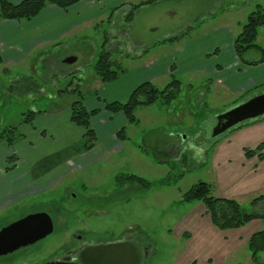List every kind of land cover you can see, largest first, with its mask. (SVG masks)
Here are the masks:
<instances>
[{"label":"rangeland","instance_id":"374dc122","mask_svg":"<svg viewBox=\"0 0 264 264\" xmlns=\"http://www.w3.org/2000/svg\"><path fill=\"white\" fill-rule=\"evenodd\" d=\"M258 5L264 10V0H160L136 11L130 23L123 16L124 8H116L112 18L85 26L79 33L83 38L81 41L76 36L62 44L46 46L43 52L37 49L17 65L0 62V131L16 127L18 133H26L34 147L20 145L19 148L31 161L45 155L44 164H35V175L42 177L41 181L52 179L53 183L0 210V230L37 212L49 213L55 223L53 234L34 246L0 259V264H33L78 248L81 241H85V245L125 242L129 246L126 249L132 250L129 258L135 264H189L194 260L200 264L233 263L234 257L223 258L227 250L225 242L205 236L188 239L189 233L185 231L189 227L188 220L208 214L205 209L202 211L201 202L183 201V194L200 181L208 182L215 196L235 192L244 209L264 215V199L255 205L252 203L264 194V165L254 166L260 160L254 163L251 159L256 156L248 158L244 153L261 144H254L256 140L250 135L259 133L260 127H253L251 131L247 125L214 140L200 139L209 119L264 93V85L246 93L220 91L210 88L212 80L203 72H181L177 76L182 82L179 97L170 106L161 102L139 106L135 112L139 122H127L124 126L128 138L118 139L119 145L106 152L111 129L117 126L116 129H121L120 119L126 117L122 112L113 113L104 108L105 103L116 98L112 92L101 88L94 66L106 39L105 32L108 34L106 48L112 60L133 74L158 55L166 56L171 48L197 33L196 28L205 22L207 25L226 24L236 37ZM189 29L193 31L181 41H165L183 35ZM116 42L119 44L114 45ZM257 43L264 48V26L259 28ZM147 48L149 51L144 53ZM71 56L78 60L66 62ZM261 57L262 52L258 49H251L244 55L247 61H258ZM44 63L56 65L57 72H51L50 78L60 76L55 86L65 90L61 97L54 92L49 80L45 81ZM61 74H69L68 80ZM80 77L85 84L83 104L89 111L97 109L90 119V126L96 132V144L93 149L83 152L82 163L74 155L69 159L75 146L69 142L81 138L75 143L82 145L86 140L81 136L85 129L69 121L71 104L78 95L67 91L72 80ZM31 78L44 89L34 88ZM170 81L171 75L161 77L153 84L162 89ZM106 86L110 88L108 83ZM202 93L207 96L200 100ZM129 96H122L119 101L126 102ZM64 109L62 114L52 116ZM37 110L40 112H36L35 120L29 126L32 129H29L25 119ZM109 116L113 119L102 126L103 131L100 122ZM42 136L46 141H39ZM240 144L246 145L245 148ZM60 151L69 157L68 174H61L59 178L52 174L44 179L43 169L53 164V161L51 164L46 162V158L49 155L47 160H53ZM170 172L173 180L178 179V182L161 187L158 182ZM128 174L154 184L145 188L138 183H122L120 179ZM260 221L264 229V219ZM78 234L82 239L77 237ZM248 242H244L245 253L242 249L237 255L244 262L247 261ZM79 255H75L77 259H80Z\"/></svg>","mask_w":264,"mask_h":264},{"label":"crops","instance_id":"0c3cea01","mask_svg":"<svg viewBox=\"0 0 264 264\" xmlns=\"http://www.w3.org/2000/svg\"><path fill=\"white\" fill-rule=\"evenodd\" d=\"M21 1L22 0H13V3L17 4ZM143 1L144 0H81L66 10L54 4H48L31 20L18 21L2 19L0 20V53L3 63L5 65L20 64L35 50L38 49L43 52L46 50V46H54L61 42L68 41L71 38H75L76 36L80 39L79 41H81L83 38H80L82 36L79 35V33L85 26H90L94 22L99 23L103 20L112 18L114 15V13L112 15V11L116 8H124L123 16H125L132 4H138ZM159 1L160 0H157L150 5L157 4ZM141 9H143V6L138 8L137 11H141ZM225 25H207L205 22L196 28L195 31L197 33L185 39L177 47L171 48L170 50L172 51L166 56L159 57L160 55H158V59L156 58L155 60L149 61L147 65L142 66L140 70L136 69L133 74H130V72L126 70L123 71L117 80L109 82L110 84L108 83L110 88H107V83H103L100 79L101 83L99 85H102V89L109 90L110 93L112 92L113 96L116 98L115 101H119L122 96L131 94L144 82L150 81L153 83L161 77H169V75H171L170 68L173 64L176 65V71L174 72L176 77L179 76L181 72L188 73L200 71L212 80L210 88L215 87L220 91L246 93L247 90L264 84V61L256 65L243 63L234 49L236 37L232 30ZM131 29L132 26L129 30ZM126 31H124L125 34H127ZM129 38H131L130 33ZM131 39L129 42H131ZM118 44V42L114 43V45ZM45 64L46 63H44L43 70L48 73L46 76H43L44 79L46 78L45 80H49L51 85H56L57 80H60V76L57 78H50L51 72L56 71L54 68L56 65L53 64L46 68ZM61 75V77L65 78L68 74ZM177 78L179 79V77ZM205 96H207L206 93L200 94V100L205 98ZM63 111H65V109L55 112L52 116L62 114ZM69 112H71V110ZM112 119L113 116H109L104 122H100V129L105 131L102 126ZM69 121L73 123L71 121V113L69 114ZM126 124L127 119L121 117L119 128L124 127ZM25 125L27 128L32 129L29 127V124ZM253 127H260L261 129L259 133L254 134L255 136L253 132L250 133L251 139L256 140L254 144L264 142V119L255 121L247 126V128H251V131ZM109 128L110 126H108V129ZM116 128H118V126L113 127L110 131V146L106 149V152L113 151V148L120 143L116 136L120 129ZM34 131L32 130L33 133ZM40 134L43 135L44 133L42 132ZM22 135L23 136L16 141L14 149L11 148L6 141L0 142V180L3 182V185L0 186V210L12 206L24 197L35 193L36 190H42V188L46 187L49 183L51 186L53 184L51 182L52 179L41 181L42 177L38 178L37 175H35V164L37 162H40V165L44 164L43 159L45 155L41 158L36 157V159L32 161L30 157L24 155L19 146L22 145L25 147L30 145V149H33L34 144L29 140L26 133ZM81 136H84L83 133ZM50 139L53 138L51 137ZM80 139L81 138L69 142L71 145L75 144L72 148L70 158L67 157V153L62 154V150L58 153L55 152L57 155L54 156L53 160L48 161L47 159L50 158L48 155L45 161L50 164L53 161V164L43 169L42 176L44 179L52 174H54L56 178H59L58 176L61 174H68V166L70 165L68 158L72 159L73 155L76 156L77 161L79 159L81 163L83 162L84 151L79 152L77 148L81 145L75 143ZM39 141H46V137L42 136ZM243 145L244 144H240V147L244 149L246 145ZM12 154H18V159L9 166L8 158ZM251 160H253L254 163L258 162L257 157ZM259 162V164H254V166L257 165L261 167L264 165V160ZM225 181L227 182V179ZM218 196L238 200L235 192L230 194L224 193ZM201 209L202 211L205 209L203 204ZM198 210H200V208ZM260 220L261 219H254L245 227L222 231L213 225L209 215H197L196 218L194 217L188 220L187 224L189 227L185 231L189 233L190 237L188 239L190 240L205 236L207 238L215 237L225 242L227 244V250L224 251L225 257L223 258L234 257L232 264H254L248 250V252H246L247 261L245 262L241 261L243 259L237 255L242 249H244L245 253V247H247L246 244L249 238L253 233L263 228V224ZM244 242L246 243L245 245ZM208 260L211 261L210 258ZM260 260L264 262V251L260 253ZM198 264L200 263L198 262Z\"/></svg>","mask_w":264,"mask_h":264},{"label":"trees","instance_id":"16d2710c","mask_svg":"<svg viewBox=\"0 0 264 264\" xmlns=\"http://www.w3.org/2000/svg\"><path fill=\"white\" fill-rule=\"evenodd\" d=\"M81 0H22L21 2L15 4L10 0H0V20L10 19V20H31L36 17L41 10L48 4L57 5L63 9H68L72 5L78 3ZM157 0H144L138 4H132L130 11L125 15L127 22H132L135 13L141 6H146L155 3ZM116 10V9H115ZM113 11V13L115 12ZM113 15V14H112ZM111 15V16H112ZM264 26V10L261 5L252 11L247 19V22L243 25L242 31L236 36L234 42V49L240 60L245 64L256 65L264 61V48L257 43V38L259 34V28ZM192 29L188 30L183 35H178L170 39L165 40L169 43L179 42L184 39ZM105 32V42L102 45V50L95 63L94 69L96 75L100 78L103 83L113 82L118 79L119 75L124 71L120 64L112 60L110 52L107 50L108 36ZM108 35V34H107ZM165 42V43H166ZM62 44V43H61ZM149 48L144 49V53H147ZM251 49H258L262 52V57L258 61H247L244 55ZM0 62L3 63L2 56L0 53ZM46 68L49 65L45 64ZM44 66V65H43ZM51 66V65H50ZM171 70V81L162 89L155 86L152 82L147 81L140 84L129 96L126 102L113 101L107 102L104 108L113 113H124L127 122L130 124H137L139 122L138 117L135 112L139 106H152L157 102H161L164 105L170 106L178 97L182 90V82L176 77L174 72L176 71V65L173 64L170 68ZM54 72V71H52ZM47 75V71L44 72ZM59 75H54L52 78H57ZM69 74L65 77L68 80ZM76 75L72 77L75 78ZM46 79V78H45ZM31 83H34V88L44 89L41 87L40 83L31 78ZM84 79H73L69 85L67 91L72 92L74 95H78V98L73 100L71 104V121L78 126L85 129L84 136L85 142L77 148L79 152L89 151L95 147L96 132L90 126L91 116L97 112V110L89 111L83 104V88L85 86L82 83ZM47 81V80H45ZM19 81H16L17 83ZM49 82V81H48ZM51 85V83H49ZM264 84L258 87H263ZM15 85L12 86V89ZM52 89L59 97L65 94V90L55 85H51ZM256 87V88H258ZM58 88V89H56ZM255 88V89H256ZM52 92V91H51ZM48 94L50 92L48 91ZM51 95V94H50ZM34 111L31 112L26 119L25 123L32 125L35 120ZM259 118L255 121L263 120ZM243 123L240 126L230 130L229 132L236 131L243 128L253 122ZM16 127H6L0 131V142L6 141L9 146L14 147L16 141H18L23 135L17 132ZM117 138L119 140L127 139L128 136L125 132V127H122L117 132ZM146 149L145 147H143ZM245 154L248 158L256 156L260 161L264 160V142L259 144L255 149H246ZM17 155L12 154L8 158V162L13 163L17 161ZM122 183H138L140 186L145 188H151L154 182L139 177L137 175L128 174L124 179H120ZM178 182V179L173 180L171 172L164 178H162L158 183L161 187L171 186ZM264 199V194L255 198L252 203L255 205L258 201ZM183 201L192 202L199 201L205 207L206 213L209 215L213 225L219 230H230L241 228L254 219H264V215L257 212H248L243 208L242 204L237 199H229L220 196H215L212 192V185L208 182L200 181L194 185L191 189L183 194ZM129 247L127 243H108V244H90L84 246L79 252L81 264H135L133 259L129 258L131 253L130 250L126 249ZM248 249L251 254V258L254 264H264L260 260V253L264 251V229L255 232L248 242ZM129 258L130 260H128ZM189 264H198L196 260Z\"/></svg>","mask_w":264,"mask_h":264},{"label":"water","instance_id":"95a60500","mask_svg":"<svg viewBox=\"0 0 264 264\" xmlns=\"http://www.w3.org/2000/svg\"><path fill=\"white\" fill-rule=\"evenodd\" d=\"M71 56L66 62L77 61ZM264 117V93L209 119L200 133L201 140H214L224 133ZM55 231V223L47 212H37L24 216L0 230V256L33 245ZM46 264H77L74 262H51Z\"/></svg>","mask_w":264,"mask_h":264},{"label":"flooded vegetation","instance_id":"af4514ba","mask_svg":"<svg viewBox=\"0 0 264 264\" xmlns=\"http://www.w3.org/2000/svg\"><path fill=\"white\" fill-rule=\"evenodd\" d=\"M10 224V223H9ZM7 224V225H9ZM6 225V226H7ZM2 229V228H1ZM77 237L79 239H82V235H77ZM46 239V238H45ZM44 240V239H43ZM42 241V240H41ZM40 242V241H39ZM39 242L33 244V245H29L27 247H23L15 252H12V253H8V254H5V255H1L0 256V259L4 258V257H8L22 249H25V248H28V247H31V246H34L36 244H38ZM85 241H81V245L78 247V248H74V249H71L70 251H68L67 253L61 255V256H56L54 258H43L42 260L38 261V262H35L33 264H46V263H51V262H66V263H69V262H74V263H77V264H81V260L80 259H77V257L75 255L79 254L80 250L82 248H84V246H86L85 244ZM87 243V241H86ZM91 243H87V245H90ZM80 258V256H79Z\"/></svg>","mask_w":264,"mask_h":264}]
</instances>
